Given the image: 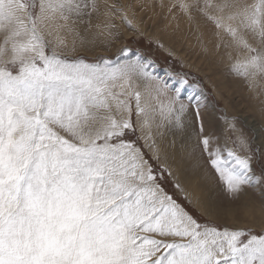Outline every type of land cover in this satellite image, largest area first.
<instances>
[{
	"label": "snow or ice",
	"instance_id": "snow-or-ice-1",
	"mask_svg": "<svg viewBox=\"0 0 264 264\" xmlns=\"http://www.w3.org/2000/svg\"><path fill=\"white\" fill-rule=\"evenodd\" d=\"M170 7L209 22L216 47L236 53L233 75L260 86L264 0ZM116 19L131 28L118 0H0V264H264V227L202 221L146 157L172 176L163 141L186 130L190 107L199 122V104L183 102L128 48L115 60L75 54L82 28L110 36ZM231 143L200 124L198 148L237 199L264 171L255 176L243 137ZM173 186L205 216L231 211L202 204L194 186Z\"/></svg>",
	"mask_w": 264,
	"mask_h": 264
},
{
	"label": "rangeland",
	"instance_id": "rangeland-1",
	"mask_svg": "<svg viewBox=\"0 0 264 264\" xmlns=\"http://www.w3.org/2000/svg\"><path fill=\"white\" fill-rule=\"evenodd\" d=\"M118 3L126 7L131 28L120 19L113 21L115 27L110 36L98 34L95 29L84 31L82 28L80 34L83 42L77 41L75 54L88 61L99 57L115 60L119 49L128 48L149 61V71L169 89L173 92L179 90L183 102L199 104V122L196 120V109L190 107L186 116V130L170 133L166 144L169 149L174 148L172 152L176 157L173 160L186 164L184 172L187 174L183 172L186 179L193 177L194 185H206L203 193L209 205L231 211L205 216L196 206L187 204L183 194L174 188L173 181L178 180L185 186L189 181L179 178L177 169L172 165L174 161H167L164 151H168V156L173 158L167 148H163L161 161L172 169V176L166 171H159L161 165L152 160L147 149L146 157L153 169L157 170L161 186L202 221L261 231L264 227V216L260 211L264 204V179L246 186L237 199H229L198 148V133L202 124L206 135L220 136L221 142L227 141L229 147H235L231 141L237 136L243 137L256 152L252 168L255 176L260 177L264 171V81L253 89L243 78L233 75L231 68L236 53L233 52L230 59L228 50L216 47L214 27L198 13H194L190 20L178 8L170 7L172 0H118ZM171 79L174 82L170 83ZM252 122H256L258 133L251 126ZM177 140H182L183 145H179ZM201 192V189L197 190L198 194ZM200 195L197 196L201 203H206Z\"/></svg>",
	"mask_w": 264,
	"mask_h": 264
},
{
	"label": "bare ground",
	"instance_id": "bare-ground-1",
	"mask_svg": "<svg viewBox=\"0 0 264 264\" xmlns=\"http://www.w3.org/2000/svg\"><path fill=\"white\" fill-rule=\"evenodd\" d=\"M127 4H129V3H127ZM136 11V10H135ZM129 12V11H128ZM145 18V17H144ZM119 22V21H118ZM167 22V21H166ZM159 31V30H158ZM163 77H165V79H166V75L164 74L163 75ZM171 82L170 83H172V82H174L172 79L170 80ZM176 82V81H175ZM190 89V88H189ZM192 92V91H191ZM188 93V92H187ZM197 94V93H196ZM201 94V93H200ZM201 98V97H200ZM189 117V116H188ZM189 119V118H188ZM247 122H249L250 123V120H248ZM248 123V124H249ZM251 126L253 127V129L258 133V128H257V126H256V122H252L251 123ZM169 136V134L165 137V139H164V141H163V144H162V147L165 149V148H167L168 150H169V152H170V155H172V157L173 158H171V156H168V151L167 152H165L164 151V154H166V155H164V156H166V157H168L167 158V161L168 162H172V161H174L173 163H172V165L174 166H172L174 169H177V173L179 174V178L180 179H184L185 178V180H186V182H188V183H186V184H188V186H194L195 187V189H196V194L197 195H200V196H202L203 198L201 199V200H204V202H206V203H202V204H208L209 205V203L210 202H208V200H207V196H205V194L203 193V190L206 188V185H205V187H203V186H201V187H199L198 185H194V181H195V179H193V177L192 178H188V179H186V176L183 174V172H184V169H185V166H186V164L185 163H182V162H180V160H178L177 161V159H175V160H173L174 159V157H176V156H173L174 155V153L172 152L173 151V149L174 148H172V149H169L168 148V146H167V144H166V138ZM171 136V135H170ZM168 140H169V138H168ZM171 140H172V138H171ZM223 140V139H222ZM181 141V142H180ZM177 140V143H179V145H183V144H181L182 143V140ZM171 142V141H170ZM189 144V143H188ZM169 145H170V143H169ZM175 147V146H174ZM171 148V147H170ZM184 152V151H183ZM163 154V153H162ZM180 155V154H179ZM184 173H186V172H184ZM187 174V173H186ZM192 174V173H191ZM192 176V175H191ZM194 176V175H193ZM195 176H196V174H195ZM203 181V180H202ZM203 183V182H202ZM203 184H205V183H203ZM188 186H186V187H188ZM201 189V193H197V190H200ZM208 193V192H207ZM208 195V194H207ZM211 196V195H210ZM210 196H208V197H210ZM212 203V202H211Z\"/></svg>",
	"mask_w": 264,
	"mask_h": 264
}]
</instances>
